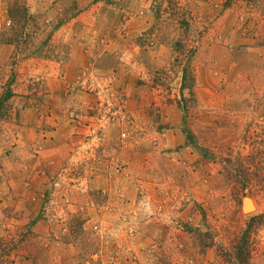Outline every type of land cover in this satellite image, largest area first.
<instances>
[{"label":"rangeland","instance_id":"rangeland-1","mask_svg":"<svg viewBox=\"0 0 264 264\" xmlns=\"http://www.w3.org/2000/svg\"><path fill=\"white\" fill-rule=\"evenodd\" d=\"M0 264H264V0H0Z\"/></svg>","mask_w":264,"mask_h":264}]
</instances>
